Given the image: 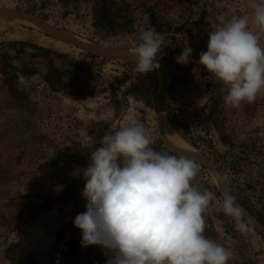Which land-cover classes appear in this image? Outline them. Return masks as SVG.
<instances>
[{
    "label": "rangeland",
    "instance_id": "1",
    "mask_svg": "<svg viewBox=\"0 0 264 264\" xmlns=\"http://www.w3.org/2000/svg\"><path fill=\"white\" fill-rule=\"evenodd\" d=\"M143 1L155 4L157 20L162 23L188 19L183 34L163 33L166 47L159 57L161 69L149 73H138L135 57L122 53L137 47L134 35L110 36L96 29L88 0L67 6L56 0H0V264H105L104 252L97 246H82L81 231L73 225L76 215L85 211L82 195L41 207L43 197L72 185L77 178L73 172L80 167L79 155L100 145L106 132L132 119L143 124L153 141L161 139L168 148L181 152L158 130L161 108L166 118L168 108L179 118H188L201 107L203 91L170 87L173 72L163 55L169 49L177 52L188 46L207 51L208 32L217 26V16L223 13L230 18L233 9L235 15L247 16L255 30L250 0ZM201 9H205V23L192 24ZM17 14L36 19L30 21L42 28L14 21ZM60 32L73 39L60 38ZM10 41L32 46L7 47ZM91 46L108 52H93ZM67 61L89 67L88 78L95 85L92 93L68 95L45 83L48 67L67 69ZM221 91L220 117L226 129L238 141L252 139L264 145V93L252 104L232 108L225 103L223 84ZM181 153L195 156L189 158L206 168L217 187L210 161L199 150ZM243 215L249 231L242 233L237 220L224 213L221 199L214 197L204 217L217 232L204 235L231 251L228 264H264V231Z\"/></svg>",
    "mask_w": 264,
    "mask_h": 264
},
{
    "label": "clouds",
    "instance_id": "2",
    "mask_svg": "<svg viewBox=\"0 0 264 264\" xmlns=\"http://www.w3.org/2000/svg\"><path fill=\"white\" fill-rule=\"evenodd\" d=\"M247 16H217L208 32L207 51L198 63L227 88L232 108L254 103L264 93V2L250 0ZM135 50L136 70L160 67L166 38L154 27L142 30ZM193 49L183 48L176 63L187 65ZM147 130L135 119L106 132L92 151L88 165L73 176L84 180L85 211L73 220L82 246H97L105 264H228L231 251L204 235V212L214 199L211 191L193 184L201 168L184 155L156 151ZM224 180V177H220ZM223 211L249 231L231 194L223 195Z\"/></svg>",
    "mask_w": 264,
    "mask_h": 264
},
{
    "label": "trees",
    "instance_id": "3",
    "mask_svg": "<svg viewBox=\"0 0 264 264\" xmlns=\"http://www.w3.org/2000/svg\"><path fill=\"white\" fill-rule=\"evenodd\" d=\"M62 6L76 5L79 0H56ZM91 4L93 26L106 35L121 33L133 34L136 45L140 43L142 30L154 27L158 32L183 34L188 19L178 22L162 23L157 20L155 4L148 5L143 0H88ZM205 9H201L197 19L192 24H204ZM147 17V19L145 18ZM189 30V29H186ZM183 40V37H182ZM15 45L32 46L29 42L10 41L7 47ZM191 61L187 65L176 63L182 49L174 52L169 49L163 55L168 70H172L170 87H177L189 92L192 89L203 91V103L199 109L193 110L188 118H179L168 108V122L176 134L202 155L214 166L223 180L229 194L235 197L236 204L249 213L261 226H264V145L249 139L238 141L226 129L224 119L220 117L222 110V83L211 73L199 65L198 47H192ZM22 50V48H21ZM67 69L58 68L51 64L43 75L45 83L54 90H60L68 95L84 96L92 93L95 88L86 64L67 61ZM112 87V83H109ZM92 150L83 151L78 157L81 169L85 168ZM156 151L179 156L180 153L168 148L161 139L151 145ZM179 153V154H178ZM200 165V172L193 181L199 190H208L223 202V195L213 185L206 172ZM84 180L76 178L62 192L43 197L41 207L52 205L58 200H68L82 195ZM223 215V213H220ZM205 223V235H215L217 230L211 223Z\"/></svg>",
    "mask_w": 264,
    "mask_h": 264
},
{
    "label": "bare ground",
    "instance_id": "4",
    "mask_svg": "<svg viewBox=\"0 0 264 264\" xmlns=\"http://www.w3.org/2000/svg\"><path fill=\"white\" fill-rule=\"evenodd\" d=\"M14 21L18 22V23H22V24H25V25H28V26H31L33 28H42V26L40 24H36L34 23L33 21H30L31 19H33L34 21L36 19L32 18V17H29V16H26V15H15L12 17ZM37 21V20H36ZM59 37L62 38V39H73V36L68 34V33H63V32H60L59 33ZM75 40V39H74ZM73 41V40H72ZM81 41V40H79ZM87 42V41H86ZM85 47V46H84ZM86 48V47H85ZM90 50L93 51V52H96V53H107L108 50H101V49H98L94 46H91L90 47ZM135 50L136 48H133V49H129V50H126V51H122V53H124L125 55L127 56H134L135 57ZM112 54V52H110ZM115 53V52H114ZM117 53V52H116ZM161 69V67H159V70ZM160 109L158 110L157 114L159 113ZM159 118V117H158ZM160 126L158 128L159 132H162L164 137L167 139V141H169L171 144H173L175 147L179 148V150L181 152H192V151H195V149L190 146L189 144H187L185 141L181 140L180 137H178V135L174 132V130L171 128V126L169 125L168 121H167V118H166V114L164 112V109L163 107L161 108V111H160V122H159ZM161 133V136L163 137ZM163 137L164 141H165V138ZM166 142V141H165ZM167 143V142H166ZM168 144V143H167ZM169 145V144H168ZM170 146V145H169ZM171 147V146H170ZM172 148V147H171ZM174 149V148H172ZM176 150V149H174ZM177 151V150H176ZM179 152V151H177ZM179 152L181 155H184V156H187V157H192L194 158L195 156H189V155H185L183 153ZM197 158V156H196ZM207 161V160H206ZM209 162V161H207ZM209 165L212 169V171L214 172V182L216 183L219 191H221L223 194L225 192V194H228L224 187H223V184L222 182L220 181V179L218 178V176L216 175L215 171H214V168L213 166L211 165V163L209 162ZM221 193V194H222ZM238 206V205H237ZM242 209V208H241ZM242 213L246 216H244L242 213V215L251 223L253 224L255 227H257L258 229L264 231V227H261L249 214H247L244 210H241Z\"/></svg>",
    "mask_w": 264,
    "mask_h": 264
},
{
    "label": "water",
    "instance_id": "5",
    "mask_svg": "<svg viewBox=\"0 0 264 264\" xmlns=\"http://www.w3.org/2000/svg\"><path fill=\"white\" fill-rule=\"evenodd\" d=\"M170 147V146H169ZM171 148V147H170ZM172 149V148H171ZM173 150V149H172ZM175 151V150H174ZM176 152V151H175ZM212 165V164H211ZM224 189H225V186L223 185ZM225 191L228 193V191L225 189ZM260 225V224H259ZM261 226V225H260ZM261 227H264V226H261Z\"/></svg>",
    "mask_w": 264,
    "mask_h": 264
},
{
    "label": "crops",
    "instance_id": "6",
    "mask_svg": "<svg viewBox=\"0 0 264 264\" xmlns=\"http://www.w3.org/2000/svg\"><path fill=\"white\" fill-rule=\"evenodd\" d=\"M25 15V14H24ZM39 21V20H38Z\"/></svg>",
    "mask_w": 264,
    "mask_h": 264
}]
</instances>
